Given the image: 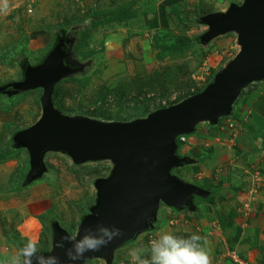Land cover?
<instances>
[{
  "label": "rangeland",
  "instance_id": "obj_1",
  "mask_svg": "<svg viewBox=\"0 0 264 264\" xmlns=\"http://www.w3.org/2000/svg\"><path fill=\"white\" fill-rule=\"evenodd\" d=\"M243 1L188 0L167 11L158 0H6V7L5 0H0V88L23 81L24 70L18 66L19 62L30 67L40 65L57 45L56 35L65 31L63 39L69 43L66 48L70 60L82 65L75 74L56 85L54 101L52 96L54 108L66 117H84L104 123H127L145 118L196 95L234 58L241 48L235 34L205 44L198 42L184 52L176 51L175 47L181 39L199 38L208 30L206 25L191 23L192 19L225 13L231 4L240 6ZM104 13L109 15L103 18ZM94 19L101 24L91 29ZM86 31L90 33L86 42H82L81 34ZM47 36L51 40L45 45ZM77 43L81 45L74 54ZM71 77L74 80L71 81ZM242 93L244 95L235 105L237 110L254 105L258 110L254 117L262 120L264 98L258 105L255 103L264 96V82L250 85ZM41 96V89L0 93V249L6 247L16 255L29 240L42 252H49L54 223L67 235H76L82 219L90 214V208L96 203L95 182L108 178L113 168L110 161L76 165L65 154L47 152L43 158L45 171L30 178L28 152L13 147L12 141L14 135L30 129L40 119ZM246 113L247 110L242 111L243 115ZM235 115L219 120L227 123L233 121ZM250 115L251 111L247 123L256 126ZM261 122L257 124L258 127L261 125L258 134L264 129V117ZM200 125L205 126V123ZM243 133L245 135H240V139L248 155L238 163L231 159L230 174L221 177L230 178L241 188L239 191L247 189L249 174L261 173L264 169L262 136L252 138L250 142L249 134L253 132L244 128ZM189 136L187 143L178 148L179 154L189 149ZM217 147L224 151L223 146ZM225 156L226 153L220 154V160L226 159ZM176 171L179 170L172 173L183 175ZM189 177L193 178L192 175ZM257 194L256 203L262 207L264 193ZM159 208L153 228L117 249L112 264H133L131 253L134 250H143V258L149 259L150 241L163 232L181 237L197 234L205 238L204 247L211 264H239L235 263L237 255H246V247L242 248V245L249 243H242L244 238L239 244V240H231L234 227L203 222L197 230L194 224L182 218H176L177 223L169 222L177 214L162 203ZM217 209L238 210L239 206L231 202ZM256 213L257 217L262 215V211ZM190 217L193 220L195 215ZM258 222L262 228L264 222ZM240 233V230L236 232L237 235ZM253 234L249 232L247 236ZM259 244L261 251L255 249L256 257L245 256L249 264H264V237ZM228 252H234L236 258H229ZM87 264L104 262L94 259Z\"/></svg>",
  "mask_w": 264,
  "mask_h": 264
},
{
  "label": "water",
  "instance_id": "obj_2",
  "mask_svg": "<svg viewBox=\"0 0 264 264\" xmlns=\"http://www.w3.org/2000/svg\"><path fill=\"white\" fill-rule=\"evenodd\" d=\"M199 23L208 28L198 38L199 43L231 33L236 35L240 50L199 93L142 119L104 123L66 117L54 108L56 85L80 66L71 62L66 48L69 43L64 39L40 65H27L23 81L0 88L2 94L42 90L40 119L30 129L14 135L12 141L13 147L28 152L30 178L45 171L43 158L47 152L65 154L76 165L98 161L113 165L108 178L95 182L96 203L82 219L77 234L103 224L121 229L122 235L99 252L88 253L87 263L96 259L112 264L117 249L153 228L161 203L173 210L193 211L194 198H208V191L172 173L191 163L178 154L177 138L191 135L200 124L216 126L220 118L230 116L243 90L264 81V0L231 4L225 13L206 15ZM51 229V250L44 253L63 260L55 244L67 234L56 223ZM64 264L71 262L64 260Z\"/></svg>",
  "mask_w": 264,
  "mask_h": 264
},
{
  "label": "crops",
  "instance_id": "obj_3",
  "mask_svg": "<svg viewBox=\"0 0 264 264\" xmlns=\"http://www.w3.org/2000/svg\"><path fill=\"white\" fill-rule=\"evenodd\" d=\"M187 1L188 0H158V4L165 6V8L168 11L169 8L177 5L181 6ZM224 36L225 35L220 37H224ZM217 38H215L214 40H216ZM44 40L46 41V44L45 43L44 44L48 45L51 39H49L47 36V38H44ZM115 54L118 55V53ZM79 65L81 66L82 63L80 62ZM242 92L240 94L241 96L239 97H242L244 95ZM238 98L233 104L231 111L232 114L234 113L236 114L234 116L233 121L230 120L227 123L226 122L222 123L224 125L220 124L219 127H217L218 124L216 126H209L208 124H205V126L198 125L195 128V131L191 134V136H189L191 137V139H190V147L187 150V152H182L180 154L178 152L180 156L187 158L191 163L185 165L184 166L185 169L181 167L178 169L179 171H176L177 174L183 172V175L177 176L175 174V176H177L179 179H181L179 176H182V178L184 177L185 179L184 180L181 179V180L189 184L198 186L204 189L205 191H208L209 197L211 196L210 202L205 201L206 199L194 198L193 200L194 210L193 211L185 210V213H181L183 212V210L175 211L169 207L166 208L172 210V212L174 211L177 214L176 216L174 215L175 217L174 220L169 221L171 223L176 222L177 221L176 218H182L185 220V222L187 221L192 225L194 224L197 230L199 228V224L203 222L204 224H209V225L210 224L214 225L216 223L219 225V227L222 226L223 227L227 226L231 228L234 227V234L232 233L231 237L233 238H231V240L235 242L239 240L238 241L239 244V242L244 238V241L242 243H249L247 245H242V248L246 247L245 256H250L251 258H254L253 256L256 257V255L258 254L255 249L260 250L259 242L261 243V239L264 237V225L262 227L263 229L257 225L258 221H260L258 223H261L262 221L264 222V220L260 219V218L264 219V214L262 212L261 213L262 215L257 217V213H256L258 211L260 212L264 211V205L261 204L262 207L260 206L258 207V204L256 203V198L258 196L257 193L260 192H262V194L264 193L263 192L264 169L261 170V173L255 172L253 175L249 174V178L247 180L248 187L245 191H239L241 188L236 186L235 182L233 184L230 178H226V179L221 178L225 175L226 177H228V175L230 174L229 161L231 159H234L235 163H238L248 155L246 154L247 152L243 150V148H246V146L240 139V135H245L244 133L242 134L243 129L245 128L247 132L248 129L253 132L252 134L248 133L250 136L249 137L250 142L252 141V138H257V137L259 138L261 136L263 137L264 135V129L260 132L261 134L260 133L258 134L261 125L259 127L257 126V124H260V122L263 120L264 112L261 120V117H259L258 119L254 117L257 115L256 111H258L257 108H254V105L252 107L246 106L244 109L242 108L240 110L239 109L237 110L238 106L236 108L235 105L239 101ZM263 98L264 96L259 97L255 105H258L259 101ZM250 105L252 104L250 103ZM243 110L244 111L247 110V113L245 115L242 114ZM250 111L252 112V115L250 116L254 118L253 120L255 121L256 126H253L251 123H247V117ZM232 114H230V116H232ZM229 125H231V127H229ZM217 145L223 146L224 151H220V147H217ZM262 146H264L263 141H262ZM225 151H229V153ZM222 153H226L225 156L226 159L220 160L219 155ZM220 174H221L220 178L217 179V176H219ZM245 174L247 173L245 172ZM190 175H192L193 178L189 177ZM231 202L237 204L239 206V209L238 210L228 209L227 211L226 210L221 211V209H217V207L224 206V204L227 205V203L231 204ZM247 207L249 210L247 209L245 212V208ZM236 211H240V212L236 213ZM158 212L159 210L157 211V218H158ZM204 212L206 215H203ZM192 215H195L194 217V219L196 218L195 221L194 219L193 220L190 219L191 218L190 216ZM197 216L201 217V219H197ZM239 230L241 231V233L240 235H237L236 232ZM246 231H248V233ZM249 232L251 233L253 232L254 233L253 236H255L258 232L257 244L253 242L254 241L253 236L250 235L247 236ZM11 255L12 257H14L16 256V253L9 251L8 248L6 247L4 249H0V264H2V262L4 261L6 262L4 264H9V260L10 258H12Z\"/></svg>",
  "mask_w": 264,
  "mask_h": 264
},
{
  "label": "clouds",
  "instance_id": "obj_4",
  "mask_svg": "<svg viewBox=\"0 0 264 264\" xmlns=\"http://www.w3.org/2000/svg\"><path fill=\"white\" fill-rule=\"evenodd\" d=\"M121 235L119 228L98 224L95 228L85 229L83 235L61 236L55 248L62 251L63 260L58 255L45 254L29 240L9 264H64V260L71 264H87L88 253L99 252ZM206 243V239L197 234L181 237L163 232L150 241L149 259L143 258V250H134L131 256L133 264H211L210 255L204 247Z\"/></svg>",
  "mask_w": 264,
  "mask_h": 264
},
{
  "label": "trees",
  "instance_id": "obj_5",
  "mask_svg": "<svg viewBox=\"0 0 264 264\" xmlns=\"http://www.w3.org/2000/svg\"><path fill=\"white\" fill-rule=\"evenodd\" d=\"M109 14H103V18H106V16H108ZM191 23H193V24H195V25H197L198 23H199V19H192L191 20ZM101 24V22L100 21H98V20H96V19H94L93 21H92V23H91V29H94V28H96V27H98L99 25ZM89 33H90V31L88 32V31H86V32H84V33H82L81 34V41L82 42H86L85 40H86V38L88 37V35H89ZM64 34H65V31H62L61 33H58L57 35H56V38L58 39V40H61V39H63L64 37ZM231 34V33H230ZM230 34H227V35H230ZM198 43V38H196V37H193V38H189V37H187V38H185V39H181L179 42H177L176 43V51H178V52H184V51H188V50H190V49H192L196 44ZM81 44L80 43H77L76 45H74L75 47H74V54H76L77 53V51H78V47L80 46ZM154 49H156V48H154ZM164 49V48H163ZM18 66L22 69V70H24L26 67H27V65L25 64V62H19V64H18ZM75 68H77V67H75ZM213 72H214V70H213ZM215 73V72H214ZM71 81L72 80H74V78L73 77H71V79H70ZM62 82V81H61ZM61 82L58 84V85H60L61 84ZM57 85V86H58ZM56 86V87H57ZM203 88H205V87H203ZM202 88V89H203ZM56 89V88H55ZM55 89H54V93H53V101H54V95H55ZM201 89V90H202ZM200 90V91H201ZM199 91V92H200ZM29 92V91H28ZM198 92V93H199ZM222 121L223 120H219L218 121V125H217V127H219L220 126V124L222 123ZM186 139H187V137H185ZM187 141V140H186ZM262 141H264V135H263V137H262ZM187 143V142H186ZM179 144V148L182 146V143H178ZM9 149L11 150V147L9 146ZM180 151V150H179ZM211 197V196H210ZM209 196H208V198L205 200V201H207V202H210V200H211V198H210ZM263 212V214H264V211H262ZM197 219H201V217H199V216H197ZM252 222H254V221H252ZM258 237V232H257V234L255 235V237H254V240H255V243L257 244V238ZM239 258L241 259V260H244V261H246V262H248V260L246 259V257H244L243 255H239Z\"/></svg>",
  "mask_w": 264,
  "mask_h": 264
},
{
  "label": "built area",
  "instance_id": "obj_6",
  "mask_svg": "<svg viewBox=\"0 0 264 264\" xmlns=\"http://www.w3.org/2000/svg\"><path fill=\"white\" fill-rule=\"evenodd\" d=\"M229 127H231V125H229ZM177 142L179 143H182V144H185L187 141H186V138H185V136H180V137H178L177 138ZM229 258H231V259H235L236 258V255H234V252H231V253H229L228 252V255H227ZM236 262H238L239 264H241V263H243V264H249L248 262H246V261H244V260H241L240 258H239V255H237V258H236V261H235V263Z\"/></svg>",
  "mask_w": 264,
  "mask_h": 264
}]
</instances>
